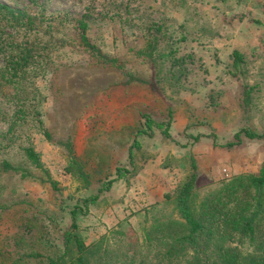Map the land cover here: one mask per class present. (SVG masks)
<instances>
[{
  "label": "rangeland",
  "instance_id": "rangeland-1",
  "mask_svg": "<svg viewBox=\"0 0 264 264\" xmlns=\"http://www.w3.org/2000/svg\"><path fill=\"white\" fill-rule=\"evenodd\" d=\"M0 4L34 16L42 39L52 42L44 71L34 77L41 95L34 102L38 117L29 113L7 133L13 108L0 97V113L6 117L0 120V156L19 162L20 148L30 143L56 183L52 188L35 177H0V205L13 204L0 211L4 264L13 259L46 264L45 258L27 255L50 256L62 249L75 205L82 206L76 223L86 245L105 239L114 245L112 231L137 230L154 214L177 218L173 196L191 174L192 160L197 200L223 180L258 171L264 137L241 135L234 146L227 143L236 142L234 135L244 129L264 134V0ZM82 14L89 16L91 42L145 83L124 85L122 71L96 65L74 42L60 45L76 40L75 24ZM154 25L159 32L152 31ZM152 32L159 37L155 63L135 55ZM234 52L242 56L239 63ZM145 117L154 122L148 129ZM37 118L52 142L38 128ZM167 123L168 137L162 133ZM68 141L88 175V186L66 170L63 144ZM134 141L138 146L130 160ZM116 168L124 170L121 179H116ZM90 196L95 201L84 208L82 200ZM21 201L29 206L19 205ZM18 216H29L39 228H28Z\"/></svg>",
  "mask_w": 264,
  "mask_h": 264
},
{
  "label": "trees",
  "instance_id": "trees-1",
  "mask_svg": "<svg viewBox=\"0 0 264 264\" xmlns=\"http://www.w3.org/2000/svg\"><path fill=\"white\" fill-rule=\"evenodd\" d=\"M87 19V14L80 15L75 24L76 40H62L60 45L74 42L96 65L122 71L127 78L124 85L145 83L130 73L118 58L102 53L91 42ZM154 27L157 28L152 31L159 32L160 27ZM40 28L34 16L0 4V53L3 62L0 68V97L13 108L7 133H12L29 113L36 117L39 115L34 102H38L41 95L35 86L34 77L41 76L52 49L48 47L52 42L46 44V40L42 39ZM5 30H10V33L6 34ZM154 32L145 40L144 46L135 51L136 56L152 63L156 61L159 45V37ZM233 57L236 63L242 58L238 52H234ZM5 118L0 113V120ZM145 118V129H148L154 122ZM36 121L44 137L52 142L41 120L37 118ZM168 124L162 130L166 137ZM162 126L163 123L158 124V127ZM145 129L142 133H146ZM241 135L247 139L264 137V134L244 129L234 135L236 142H229L227 146L239 143ZM63 146L67 151V172L88 186V175L74 156L71 142ZM137 146L138 143L134 141L129 149L130 160L133 159V148ZM20 155L21 161L15 163L0 156V177H35L41 184L48 183L56 188V183L30 143L20 148ZM191 170L173 196L177 218L154 214L148 224H141L137 230L128 228L112 231L114 245L109 244L108 239L86 245L76 223L78 212H83L82 206L75 205L70 211V226L63 234L62 249L50 256L31 253L27 255L28 259L45 258L46 264H264V160L256 173L223 180L198 200L195 195L196 166L193 160ZM123 171L116 168V179L122 178ZM95 198L90 196L83 199L84 208L93 203ZM28 203L21 201L19 205L29 206ZM11 206L0 205V211ZM17 218L28 228H39L30 222L29 216ZM4 250L5 246H0V264L7 262L2 255ZM12 262L19 264V259H13Z\"/></svg>",
  "mask_w": 264,
  "mask_h": 264
},
{
  "label": "built area",
  "instance_id": "built-area-1",
  "mask_svg": "<svg viewBox=\"0 0 264 264\" xmlns=\"http://www.w3.org/2000/svg\"><path fill=\"white\" fill-rule=\"evenodd\" d=\"M225 172V171H224Z\"/></svg>",
  "mask_w": 264,
  "mask_h": 264
}]
</instances>
